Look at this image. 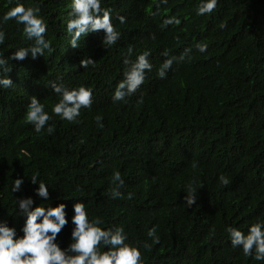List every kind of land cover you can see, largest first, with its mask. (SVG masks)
Wrapping results in <instances>:
<instances>
[{"label": "trees", "instance_id": "trees-1", "mask_svg": "<svg viewBox=\"0 0 264 264\" xmlns=\"http://www.w3.org/2000/svg\"><path fill=\"white\" fill-rule=\"evenodd\" d=\"M17 2L39 9L51 51L12 59L10 70L0 71L12 81L0 88V221L19 235L23 216L15 198L43 203L28 180L35 172L49 187V203L66 205V219L74 200L83 202L102 227L124 228L128 240L140 245L143 264H264L231 247L224 231L232 225L246 232L257 218L264 220V0H217L201 16L195 14L198 0H102V7L112 9L118 40L104 46L103 30H97L76 48L65 32L70 0H0V16ZM172 16L180 23L163 26ZM22 27L14 19L0 22V54L32 44ZM197 42L207 44L205 52L195 50ZM129 47L130 59L148 50L153 68L126 103H113ZM184 48L192 49L191 59L174 61L160 79V53L167 49L178 56ZM84 56L94 64L80 66ZM52 81L91 87V105L74 121L61 120L51 113L57 100ZM31 96L49 112L52 134H37L24 122ZM114 170L124 181L118 199L109 194ZM220 174L228 185L220 184ZM19 176L24 182L11 193L12 179ZM190 182L196 199L185 207L183 191ZM127 192L131 199L124 197ZM153 225L155 244L146 236ZM71 227L69 221L57 234L61 248L69 243ZM145 241L150 250L142 247Z\"/></svg>", "mask_w": 264, "mask_h": 264}, {"label": "clouds", "instance_id": "clouds-1", "mask_svg": "<svg viewBox=\"0 0 264 264\" xmlns=\"http://www.w3.org/2000/svg\"><path fill=\"white\" fill-rule=\"evenodd\" d=\"M161 3L166 0H160ZM217 0H198L195 14L197 16L210 14L216 7ZM102 0H70V10L67 13L68 19L65 25V32L68 35V45L72 48L78 47V41L88 33L103 30L102 45L111 47L118 40L120 33L111 22V8L102 7ZM35 7H25L17 2L10 7L2 16L0 22L14 19L21 24L23 36L32 44L26 47L16 48L9 56L0 54V71L6 73L10 70L8 66L12 59L22 60L26 55L31 58L43 56L45 50L51 51L50 43L45 39L47 25ZM117 19L122 24L124 17ZM163 26L178 25L180 20L174 16L165 17L161 21ZM224 27L223 24L220 25ZM5 34L0 31V44L4 43ZM196 51L205 52L207 44L197 42L193 45ZM191 48H184L178 56L169 55L164 49L160 55L164 57L156 75L163 79L173 62L180 63L186 58L191 59ZM132 48L129 47L127 55L122 60L124 65L121 71V79L117 81L111 94L113 103L122 101L131 96L144 83L146 71L153 68L150 63L149 51L145 50L135 55L134 59L129 57ZM80 66L87 68L93 65L91 58L84 56L79 60ZM12 81L7 76H0V88H8ZM49 87L57 97L51 105V113L61 120L74 121L80 115L81 108H88L92 103V89L83 84L68 86L64 83L50 82ZM51 119L49 112L45 111V105L35 96L29 97L24 111V122L31 124L33 131L39 134L43 129L48 134L54 131L53 125L48 121ZM101 116L94 117L96 126L102 128ZM197 162L192 161L191 167L197 168ZM28 180L36 185L34 194L42 198L43 203L33 206V199L30 196L15 198V206L18 214L23 216V224L18 235L16 229L7 226L0 221V264H143L140 252V245L128 240L127 233L122 226L102 227L103 221L97 217H90L86 212L83 202L74 200L71 205V216L66 219L65 207L62 202L52 206L49 203V187L38 179L37 173H32ZM222 185H228L229 179L224 174L218 176ZM24 177L19 176L12 179L10 191L18 192ZM111 184L115 185L109 189L113 199L122 196L120 191L124 184L119 171L111 173ZM197 187L193 183L185 186L183 191L184 206L189 207L195 203V192ZM126 199H131L132 192L123 194ZM71 222L69 243L61 248L56 241L57 234L61 229ZM247 231L232 225L224 228L231 247H239L245 257L251 256L256 261L264 260V220L257 218L247 225ZM146 236L151 238L152 244L158 243L156 226L147 229ZM142 247L150 250L151 244L146 241Z\"/></svg>", "mask_w": 264, "mask_h": 264}]
</instances>
